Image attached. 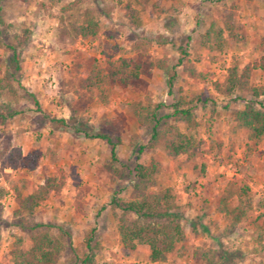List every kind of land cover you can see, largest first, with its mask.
Returning a JSON list of instances; mask_svg holds the SVG:
<instances>
[{
  "label": "rangeland",
  "instance_id": "374dc122",
  "mask_svg": "<svg viewBox=\"0 0 264 264\" xmlns=\"http://www.w3.org/2000/svg\"><path fill=\"white\" fill-rule=\"evenodd\" d=\"M126 4L138 9V28L129 24ZM2 6L12 31L29 28L31 33L19 81L12 83L13 89L0 88V107L7 111V104L9 111L17 110L0 122V185L6 191L0 200L6 220L0 228V264H13L11 250L29 246L27 233L13 224L20 216L27 217L25 211L16 213L19 196L30 194L48 177L60 187L49 192L33 217L60 224L70 233L63 237L57 229L51 230L65 244L57 264H73L75 255L87 251L88 236L93 238L95 264L149 263L146 245L131 250L120 241L121 213L110 209L109 200L114 194L129 199L137 191L129 179L106 170L107 143L45 124L34 103L23 96L24 90L34 94L51 116L68 117L73 106L97 128L104 120H112L120 127L119 160L156 165L150 189L173 188L186 230L185 240L158 264H219L222 250L234 255L227 264H264V235H258V225L264 228V136L256 141L236 125L234 111L243 108L236 94H248H222L213 85L224 80L228 67L237 62L240 67L251 64L250 84L264 88V0H2ZM228 10L234 12L235 36L225 30L222 50L206 48L200 35L212 22L224 26ZM60 16L79 23L95 18L98 34L61 40L57 35ZM133 31L151 38L145 52L148 57L164 60L168 73L175 70L173 91L168 93L166 70L153 68L142 75L144 83L137 87L103 84L104 102L88 78L95 67H106L108 60L135 54ZM180 45L186 48L187 59L173 69L182 56ZM7 54L0 47V78ZM190 65L203 77H189ZM201 92L213 101L197 104L191 126L177 122L182 131L195 136L198 146L191 154L170 156L162 145L137 152L148 138L135 116L138 105L164 103L163 111L168 112L173 97L189 99ZM240 186H247L251 208L233 227L231 216L219 210V202L223 194L231 193L228 201L235 205ZM206 255L216 262H207Z\"/></svg>",
  "mask_w": 264,
  "mask_h": 264
},
{
  "label": "trees",
  "instance_id": "16d2710c",
  "mask_svg": "<svg viewBox=\"0 0 264 264\" xmlns=\"http://www.w3.org/2000/svg\"><path fill=\"white\" fill-rule=\"evenodd\" d=\"M126 17L133 28L140 26V16L137 8L126 4ZM224 26H218L215 22L210 23L204 32L200 35V43L210 50H222L224 47L223 32L228 30L230 36H235L232 32L233 11H226ZM57 35L61 40L72 39L76 37L88 38L98 34L99 23L95 18H88L83 23L75 20H65L62 16L59 18ZM30 29L22 28L21 32L12 31V24L6 22L3 17L2 0H0V47L7 51L5 60V69L2 78H0V88L8 87L13 89L12 83L19 81V74L22 69L23 52L30 39ZM167 39L160 41L166 42ZM131 50L134 55L131 57H118L114 60H108L106 67H95L94 75L88 78L90 85L99 88V98L106 102L107 97L102 87L106 83H116L122 87H137L143 82L142 75L150 74L153 68L166 70L164 60H153L145 54L151 38L135 31L131 35ZM182 55L173 69L182 64L187 59L188 52L182 45L178 47ZM252 65L246 63L242 67L237 62H232L227 69V74L222 81L214 82V88L222 94H232L236 91L246 92L247 96L236 94V99L243 102V108L234 111V119L239 128L248 132L250 138L260 140L264 136V88L250 84ZM186 74L192 78L203 77V73L194 66H188ZM176 72L168 73L167 85L168 93L173 91ZM23 96L31 100L37 111L40 112V118L45 124L58 128H70L74 133L83 135L91 139H101L109 147L110 160L106 164V170L116 177L129 179L132 189L137 194L129 199H125L116 194L109 200V206L112 211L119 210V237L121 243L133 250L137 245H146L148 247V264H158L164 260L167 254L173 252L177 245L186 238V230L183 227L182 206L179 204V198L172 187H163L158 190L150 189L154 184L156 165L143 164L140 162L125 163L121 162L117 156V146L121 141L119 134L120 127L112 120H104L100 127L89 124L88 121L78 114V110L71 106L68 117H55L42 110L34 94L25 91ZM213 101L206 92H201L193 98L186 99L179 95L173 97L172 102L167 105L170 107L168 112H164L166 104L158 103L152 106H137L135 116L139 124L144 128L148 135L147 141L137 147V152L143 150L150 151L157 146L162 145L170 156L180 154H191L198 146L193 133L182 131L177 122H184L187 127L193 124L194 108L198 103L206 104ZM0 107V122L4 123L7 117L17 113V110H8L7 104ZM8 160L12 163L11 154ZM34 165L33 162L30 163ZM126 170L128 173H126ZM53 177L45 179L44 183L37 189L25 196H19V207L16 213L26 212L27 217L20 216L13 221V224L19 229L25 231L29 237V246L25 249L13 248L10 252L13 264H57L56 257L65 248L61 239L52 235L51 230L57 229L62 235L70 237L68 230L60 224L45 223L38 221L33 217V211L47 197L54 188H59L60 184H54ZM247 186H240L235 192L236 203L230 205L229 197L231 193L223 194L219 202V210L231 216V225L234 227L240 222L251 208L247 198ZM6 193L3 186L0 185V200ZM2 205L0 201V228L6 224V220L1 215ZM133 218L128 219L127 216ZM260 227L259 237L264 235V228ZM87 251L82 255H75L73 264H95L94 246L92 236L86 239ZM207 257V262L215 263L216 259ZM233 254H227L225 250L220 251L217 261L219 264H227L233 259ZM139 264V263H134Z\"/></svg>",
  "mask_w": 264,
  "mask_h": 264
}]
</instances>
